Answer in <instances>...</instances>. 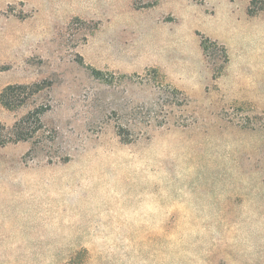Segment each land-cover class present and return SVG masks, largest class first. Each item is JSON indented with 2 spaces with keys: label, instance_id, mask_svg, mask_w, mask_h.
I'll use <instances>...</instances> for the list:
<instances>
[{
  "label": "rangeland",
  "instance_id": "rangeland-1",
  "mask_svg": "<svg viewBox=\"0 0 264 264\" xmlns=\"http://www.w3.org/2000/svg\"><path fill=\"white\" fill-rule=\"evenodd\" d=\"M0 264H264V0H0Z\"/></svg>",
  "mask_w": 264,
  "mask_h": 264
},
{
  "label": "trees",
  "instance_id": "trees-1",
  "mask_svg": "<svg viewBox=\"0 0 264 264\" xmlns=\"http://www.w3.org/2000/svg\"><path fill=\"white\" fill-rule=\"evenodd\" d=\"M203 45V44H202ZM220 51L222 53V59L224 61V64H227L229 62V57H228V53H227V49L223 46L220 45L219 46ZM29 86H8L2 93L1 95V104L4 108L8 109V110H14L17 109L20 105L21 102H17L16 100L18 96H16L13 92L16 90H26L29 89ZM30 118V116H28L26 119H24L23 121L17 123V125L15 126L16 128L21 127L22 123L25 122V120H28ZM31 133L29 130L27 132H23L19 135V140H24V139H28L31 137Z\"/></svg>",
  "mask_w": 264,
  "mask_h": 264
}]
</instances>
